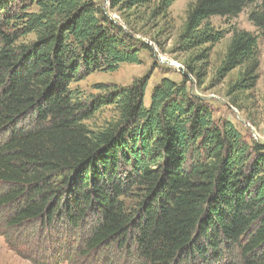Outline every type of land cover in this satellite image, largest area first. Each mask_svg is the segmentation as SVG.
Here are the masks:
<instances>
[{"label": "trees", "instance_id": "1", "mask_svg": "<svg viewBox=\"0 0 264 264\" xmlns=\"http://www.w3.org/2000/svg\"><path fill=\"white\" fill-rule=\"evenodd\" d=\"M154 1L109 4L131 10ZM176 1L162 0L163 11ZM251 4L250 21L264 35V0H197L181 49L221 42L226 32L211 19L236 18ZM231 33L218 75L244 67L235 89L251 90L258 36ZM30 34L35 41L18 44ZM139 52L93 0H0V133L9 134L0 144V183L8 187L0 207L20 203L14 225L66 219L78 228L93 214L89 251L132 244L144 264L199 257L264 264V145L249 144L230 122L215 124L206 102L169 79L153 89L149 106L147 78L90 104L71 90L95 72L140 64ZM104 105L116 106L119 119L90 130L85 121Z\"/></svg>", "mask_w": 264, "mask_h": 264}, {"label": "rangeland", "instance_id": "2", "mask_svg": "<svg viewBox=\"0 0 264 264\" xmlns=\"http://www.w3.org/2000/svg\"><path fill=\"white\" fill-rule=\"evenodd\" d=\"M93 1L140 50L141 63L122 64L115 72H95L74 82L71 90L78 100L90 104L99 96L113 92V86L121 90L147 78L145 104L149 106L153 89L163 79H169L178 85L186 84L191 98L206 102L213 112L215 124L221 126L230 122L249 144L264 145V35L250 21L255 4L247 6L236 18L213 17L212 25L226 32L225 38L215 45L185 51L178 43L179 37L184 31L188 12L197 0H177L166 11H163L162 0L131 10L113 9L109 0ZM29 11L37 12L38 8L34 6ZM235 28L258 36L261 65L257 84L251 90L235 89L244 67L232 71L224 79L218 75ZM36 38L35 34H30L21 38L18 44H29ZM206 49L208 51L204 53ZM202 54L208 59L199 61ZM118 119L116 106L104 105L85 124L90 130L99 132ZM8 135L7 131L0 133V144ZM7 188L0 183V195ZM19 204L0 207V264H144L132 244L122 247L121 243L112 242L89 251L86 240L95 225L93 214L78 228L70 226L66 219L34 220L14 225L12 221ZM231 256L233 253L228 251L225 260H231ZM190 264L221 262L203 261L199 257Z\"/></svg>", "mask_w": 264, "mask_h": 264}]
</instances>
